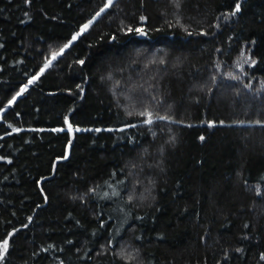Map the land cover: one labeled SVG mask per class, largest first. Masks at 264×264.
Masks as SVG:
<instances>
[{"label": "trees", "instance_id": "1", "mask_svg": "<svg viewBox=\"0 0 264 264\" xmlns=\"http://www.w3.org/2000/svg\"><path fill=\"white\" fill-rule=\"evenodd\" d=\"M104 3L0 0V264H264V0Z\"/></svg>", "mask_w": 264, "mask_h": 264}, {"label": "snow or ice", "instance_id": "2", "mask_svg": "<svg viewBox=\"0 0 264 264\" xmlns=\"http://www.w3.org/2000/svg\"><path fill=\"white\" fill-rule=\"evenodd\" d=\"M115 2H116V0H105V3H104V5H103V7H101V9L96 13V17L101 16V14H103L106 10L110 9V8L114 5ZM175 2L177 3V7H178V6H179L178 0H175ZM239 10H240V6H239V4H237V5H236V11H239ZM145 19H146L145 17H141V20H145ZM94 20H95V17L93 18V20H90L88 23L84 24V25L82 26L80 32L77 33L76 35H74L72 39H73V40L78 39V37H79L80 35H82L83 32H85V31L88 30V28H89L90 25L94 22ZM127 30H128L129 32L132 31L131 28H129V29H127ZM135 31H136L137 33H139L141 36L146 35V33L143 32L141 28H136ZM70 44H71V42H70L69 44L65 45L63 48H61V49L59 50V52H57V53H53V54L51 55V58H50V59H47V62L44 64L43 68L40 70V74H39V75H42L43 72H44L47 68L51 67L52 64H53V61L57 60V58H58L59 56L63 55L65 49L68 48V47H70ZM80 63L83 64V61H80ZM39 75L32 77V78L28 81V85L33 84L37 79H39ZM28 85H25V86L20 90V92L17 93V97H18V96H22V95L24 94V92H26V91L28 90ZM17 97H13V99L10 100V101L8 102L9 106H11V105H13V104L15 103ZM149 99H151V100H155V97H149ZM132 102H133V103H140V104H143V103H144L143 98H142L141 96H137ZM130 114H131V113H130ZM140 116L145 117V118L142 120V123H143V124H146V125H152V124H154V123H156V122H158V121H166V120H167V118L164 117V116H157V117H156V120H153V118H152V113H151V112H140ZM257 123H260V122H257ZM136 126H137L136 124L129 125V127H136ZM61 130H62V129H61ZM68 130L71 131V125L68 126ZM14 131L19 132V131H21V129H18V128H17V129H14ZM201 139H203V138H201ZM0 159H2V157H0ZM115 195H119V193H116ZM105 196H107V193H105ZM129 199H131V197H129ZM7 251H8V240L5 239L3 242H0V260H3V259H4V255L7 253ZM262 259H264V256H262Z\"/></svg>", "mask_w": 264, "mask_h": 264}, {"label": "rangeland", "instance_id": "3", "mask_svg": "<svg viewBox=\"0 0 264 264\" xmlns=\"http://www.w3.org/2000/svg\"><path fill=\"white\" fill-rule=\"evenodd\" d=\"M2 114V112L0 113V115Z\"/></svg>", "mask_w": 264, "mask_h": 264}]
</instances>
